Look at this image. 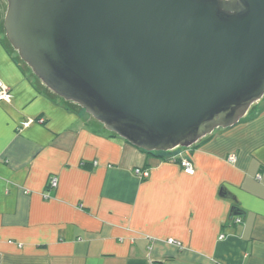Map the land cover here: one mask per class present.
<instances>
[{
	"label": "crops",
	"instance_id": "0c3cea01",
	"mask_svg": "<svg viewBox=\"0 0 264 264\" xmlns=\"http://www.w3.org/2000/svg\"><path fill=\"white\" fill-rule=\"evenodd\" d=\"M6 8L0 264H264V108L174 151L187 174L49 91L7 41ZM234 206L240 224L229 223Z\"/></svg>",
	"mask_w": 264,
	"mask_h": 264
},
{
	"label": "water",
	"instance_id": "95a60500",
	"mask_svg": "<svg viewBox=\"0 0 264 264\" xmlns=\"http://www.w3.org/2000/svg\"><path fill=\"white\" fill-rule=\"evenodd\" d=\"M5 1L41 83L137 149L189 148L264 97V0Z\"/></svg>",
	"mask_w": 264,
	"mask_h": 264
},
{
	"label": "built area",
	"instance_id": "2783aa9c",
	"mask_svg": "<svg viewBox=\"0 0 264 264\" xmlns=\"http://www.w3.org/2000/svg\"><path fill=\"white\" fill-rule=\"evenodd\" d=\"M10 96L11 95H10L9 89L0 79V101H8L10 99ZM177 157H180L179 163H180L183 171L187 174H192L193 173V165H192L191 161L189 159L182 158L180 153L177 154ZM227 160L230 163H234L236 160V157H235V155H230ZM133 172L135 175L139 176L140 178H146L148 176V171L141 169V168H136V169H134ZM56 184H57V179L55 177L50 178V181H49L50 187L54 188V187H56ZM241 221L242 220L240 217H236L234 219L235 224H240ZM167 243L174 245L179 249H182V246L174 240H168Z\"/></svg>",
	"mask_w": 264,
	"mask_h": 264
},
{
	"label": "trees",
	"instance_id": "16d2710c",
	"mask_svg": "<svg viewBox=\"0 0 264 264\" xmlns=\"http://www.w3.org/2000/svg\"><path fill=\"white\" fill-rule=\"evenodd\" d=\"M70 104H72L73 106H75L81 113L87 115L83 109H81L78 105L69 102ZM264 108V97L262 98V100L260 102H258L257 104L253 105L252 108L250 109V111L247 113V115L249 114H254L255 112L259 111V109ZM88 117H90L89 115H87ZM92 118V117H91ZM93 119V118H92ZM97 122V121H96ZM108 132V131H107ZM109 134H111L112 136H115L113 133L108 132ZM206 138V137H205ZM204 138V139H205ZM202 139V140H204ZM202 140H200L198 143H201ZM178 149H182V148H178ZM177 149L173 150V151H168V152H146L141 150L142 152L146 153L149 156H153L156 157L157 159H160L162 161H174V162H180V157H177V155H174V151H176ZM238 217V216H233L232 212H231V219H230V224L231 222L234 223V219ZM229 223L227 225H229ZM235 224V223H234Z\"/></svg>",
	"mask_w": 264,
	"mask_h": 264
},
{
	"label": "rangeland",
	"instance_id": "374dc122",
	"mask_svg": "<svg viewBox=\"0 0 264 264\" xmlns=\"http://www.w3.org/2000/svg\"><path fill=\"white\" fill-rule=\"evenodd\" d=\"M178 150V149H177Z\"/></svg>",
	"mask_w": 264,
	"mask_h": 264
}]
</instances>
